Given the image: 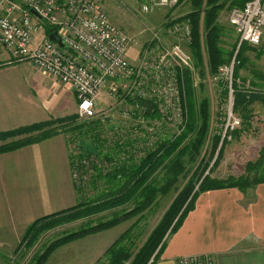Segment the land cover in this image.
Segmentation results:
<instances>
[{
    "label": "trees",
    "instance_id": "obj_1",
    "mask_svg": "<svg viewBox=\"0 0 264 264\" xmlns=\"http://www.w3.org/2000/svg\"><path fill=\"white\" fill-rule=\"evenodd\" d=\"M229 1L186 0L190 4V12L184 17L190 18L192 22V41L188 44V49L193 65L199 70L201 77L207 75L206 68L211 77L215 76L219 67L229 64L234 57L235 76L238 77L239 58L243 53L244 42L239 44L237 37L226 46V28L218 21ZM245 3L246 0H231L229 6L243 7ZM56 29L57 27L46 25L47 34ZM194 82L193 71L188 70L184 81L186 95H183L188 111L183 129L179 133L165 134L164 137L163 133L156 131V142L149 147H141L140 143L145 144L146 137H150V134L132 138L127 137L125 132L118 134L116 140L108 141L107 143L112 142L113 147L105 151L103 146L107 140L102 138L99 130L103 131V125L108 121L96 118L79 121L77 113L0 132V152L13 151L61 132L65 135L72 132L78 136L93 138V144L81 142L80 151L71 154L74 185L78 194H81L79 202L67 209L42 216L27 227L17 249L18 252L25 245L26 252L32 250L27 260L24 258L27 253L23 251L21 258L26 261L25 264H45L60 246L133 218L135 221L132 225L108 248L105 259L108 264H154L170 235L181 226L192 209L198 193L228 186L245 189L264 181V173L260 172L263 161L248 163L245 172L239 176L224 179L210 175L224 156L228 139L222 138V131H218L216 126L218 118L225 119L226 115L218 109L216 117L212 119L211 100L206 95H196ZM220 82L222 106L227 102L228 95L224 82ZM234 87L233 112L242 118L243 127L250 128L255 106L261 105L264 108V89L257 87L256 92L251 94L243 91L237 84ZM138 102L140 106L136 111L146 122L152 124L154 120L161 118L155 101L139 99ZM220 123L223 126L225 120ZM139 129L145 130L142 125ZM239 133L238 129L231 131L232 135ZM22 134L28 135L18 137ZM207 143H211L212 152H205L201 158ZM218 147L212 170L205 174ZM261 158H264V148L259 160ZM193 169L195 170L191 173ZM165 200H168V204L161 218L139 247L136 243L142 234L139 229L141 220L146 213L156 211ZM107 213L109 216H106ZM77 220L81 221L79 228L65 232L36 248L47 232ZM22 260L12 264H23Z\"/></svg>",
    "mask_w": 264,
    "mask_h": 264
},
{
    "label": "built area",
    "instance_id": "obj_2",
    "mask_svg": "<svg viewBox=\"0 0 264 264\" xmlns=\"http://www.w3.org/2000/svg\"><path fill=\"white\" fill-rule=\"evenodd\" d=\"M181 0H141L144 12L159 7L181 5ZM35 9L36 14L32 12ZM229 22L239 39L258 45L264 34V0H246L243 7H232ZM46 25L57 27L62 45L50 39ZM52 31V32H54ZM51 32V33H52ZM167 32L178 35L187 43L192 41V24L183 15L170 21ZM136 43L126 31L116 25L95 0H0V47L8 49L14 62L29 61L36 68L70 85L77 97L80 119L101 117L111 121L107 113L111 107L98 109V99L106 87L111 98L123 95L132 104L124 116L135 115L145 130L138 131L136 123L122 126L132 138L146 137L141 147L156 142V127L182 124L185 74L193 63L189 51L180 43H165L154 34L139 49L138 61L128 56ZM235 57L219 68L216 79L228 87L226 115L222 138L235 130L241 120L233 115V74ZM139 99L153 100L161 118L152 124L136 111ZM161 133V131H160ZM175 264H217L214 255L186 254L178 256Z\"/></svg>",
    "mask_w": 264,
    "mask_h": 264
},
{
    "label": "crops",
    "instance_id": "obj_3",
    "mask_svg": "<svg viewBox=\"0 0 264 264\" xmlns=\"http://www.w3.org/2000/svg\"><path fill=\"white\" fill-rule=\"evenodd\" d=\"M261 44L262 51L243 44L240 72L247 68V51L263 57ZM251 74L252 82L264 89V73L252 67ZM77 102L70 85L29 61L14 62L10 51L0 47V132L72 115ZM71 154L63 132L0 152V264L14 254L29 224L77 204ZM203 253L214 255L217 264H264V181L245 189L228 186L198 193L154 264H175L178 256Z\"/></svg>",
    "mask_w": 264,
    "mask_h": 264
},
{
    "label": "rangeland",
    "instance_id": "obj_4",
    "mask_svg": "<svg viewBox=\"0 0 264 264\" xmlns=\"http://www.w3.org/2000/svg\"><path fill=\"white\" fill-rule=\"evenodd\" d=\"M95 1L100 8L106 11L110 19L116 25L120 26L124 31H126L132 38L136 40V43H133L128 51V56L133 61L135 62L138 61L139 49H141L143 44H145L148 40H150L154 34H158V36H160V38L165 43H180L182 46H184V48H186L189 51L188 49L189 43H187L184 40L181 41L180 39H178V35L167 32L170 21L178 20V16L180 15L185 16L187 15L188 12H190V4L186 3V0H183L185 2H183L181 5L176 4L173 6L159 7L146 12H144L141 8V0H95ZM230 2L231 0L225 6L226 8L222 10L218 19L219 24H221L226 28L224 35L226 46H229L230 43L234 41L233 39L236 40L237 38V36L233 35L232 30H229V29H233L229 22V13L232 8V6H229ZM188 19L190 20V18ZM262 42H264V34L261 43ZM261 43L260 45L258 44L251 46L258 47L259 49H261L260 48V46L262 45ZM262 50L263 49H261V51ZM256 54L257 53L254 51H250L249 53L247 51V55H248L247 68L246 70L243 68L240 72L241 68L239 67L237 70L238 77L235 76L236 69H234L233 95H235V87H234L235 84L240 86V88H242L243 91L246 90V92L248 93L253 94L256 92L255 89H257L258 86L252 82V80H254L252 78V74L250 76L248 75L250 74V68L252 69V67L261 70L264 73V51L261 55L263 57L261 58L258 57V55L256 56ZM192 63H194L193 58H192ZM191 71H193V75H194V80H195L194 85L196 86V95H198V97H202L203 95H206L211 100L212 119L214 120V118L216 117V113L218 109H221L223 113L228 111L229 104L227 102L223 103L222 106L220 105V101H221L220 93H221L222 82H220L221 79L215 78L218 74L211 77L208 73V69L206 68L207 75L205 77H201L199 70L195 68L194 65L192 66ZM244 75H247L249 78L247 80L243 79V77L241 78V76ZM226 83H224L225 86L224 88L227 89V95H228L229 92ZM124 88L125 85H122V88L120 89L121 95H119V97L115 96V98L113 97L111 98V96L109 95V90L105 87L98 99L99 110H104L107 109L108 107H111V109L108 108L109 111L107 113L108 116L112 117L111 121L108 120V123H105L103 125V131L98 129L102 134V138H105L107 140L103 146L105 147V151L109 147H113L112 142L109 143L107 142L110 140L112 141L116 140L117 136H119L118 134L127 132V137L128 136L132 137L131 132L124 130L122 126L131 125V123H136L137 130L141 131L138 127V124L139 123L143 124V123L140 122L135 115H131L129 117L123 115L125 111H130L131 109H133L132 104L129 103L125 95H123ZM187 111L188 109L185 107L183 101L182 102V112L184 113L183 123L182 124L178 123V128L173 125L164 124L161 130H159L157 127L156 129L158 131H161V133H163V137L165 134L179 133L184 127L183 125L187 117ZM233 115L239 118L240 120H242V118L239 115L235 114L234 112ZM96 119L102 120L101 117H96ZM85 120L88 119L79 118V121H85ZM223 121H224L223 118H218V124H217L218 127L216 126V129L218 128V131H222L221 134H223L224 127L222 126L221 123L219 124V122H223ZM146 123L147 122H145V124ZM242 127H243L242 122H240V124L235 128V130L238 129L240 131L238 135H232L231 131L225 135L226 139L228 140L224 148L223 159L221 160L220 164L217 165L216 168H214L213 172L210 174L211 176L224 178V179L229 176H239L245 172L246 165L248 163H252V162L257 163L259 161H263V163H261L262 168L260 169V172L264 173V158H261V160H259L260 154L262 153V150L264 148V108L261 105H256L255 112L253 113V118H252V126L250 128H245V127L242 128ZM26 135L28 134H22L21 136L18 137H24ZM66 136L71 144V151L73 154H77L80 151L81 142L82 143L84 142L85 144L88 143L93 144L91 142V140L93 139L92 136H88V137H85L84 135L78 136V134L72 132L66 134ZM218 151H219V147L212 160H210V163L205 171V174L210 173V171L212 170V166L216 161ZM205 152H207L208 154L212 152L211 143L210 144L207 143L205 145L204 153H202L201 158L203 157ZM194 170L195 169H193L191 173ZM78 195L80 197L81 194ZM78 202L79 200L77 201V203ZM57 203L58 202L55 201L54 205ZM167 204H168V200L163 201L162 204L156 209V211H154L153 213H146L145 218L141 220L139 229L142 232V234L136 243L139 247L143 244L147 235L150 233L153 227H155V225L161 218ZM106 216H109V213H107ZM134 221L135 219L133 218L128 221L121 222L117 226L108 228L103 231H99L97 233L89 234L81 239L64 244L59 248H57L49 256L45 264H108V262L105 259L106 251L120 237V235L132 225ZM80 225H81V221L77 220L72 223L64 224L60 227L52 229L43 236L39 244L36 245V248L41 246L42 243H48L53 241L54 239L62 236L65 232L79 228ZM21 243L16 245L15 247L16 249L12 256L11 255L7 256L6 260L4 261L5 264H12L13 262H18L22 260L21 255L23 251L26 252V247L24 245L17 252L18 246H20ZM26 253L27 255L24 256V258H26L25 260H27L31 256L32 250ZM25 262L26 261L22 260L23 264H25Z\"/></svg>",
    "mask_w": 264,
    "mask_h": 264
},
{
    "label": "water",
    "instance_id": "obj_5",
    "mask_svg": "<svg viewBox=\"0 0 264 264\" xmlns=\"http://www.w3.org/2000/svg\"><path fill=\"white\" fill-rule=\"evenodd\" d=\"M32 12H34V13L36 14L35 9H33ZM49 38H50V39H53V40H55V41H57V42H58L59 44H61V45L63 44V43H62V39H61V37H60L58 31H54V32L50 33V34H49ZM111 118H112V117H110L109 119H111Z\"/></svg>",
    "mask_w": 264,
    "mask_h": 264
}]
</instances>
